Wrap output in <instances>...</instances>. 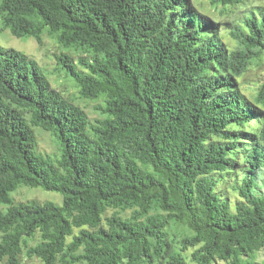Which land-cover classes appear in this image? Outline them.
<instances>
[{
  "label": "trees",
  "instance_id": "1",
  "mask_svg": "<svg viewBox=\"0 0 264 264\" xmlns=\"http://www.w3.org/2000/svg\"><path fill=\"white\" fill-rule=\"evenodd\" d=\"M254 2L210 0L217 19L195 0H0L4 29L52 37L75 82L0 44V264H264ZM20 185L64 201L16 202Z\"/></svg>",
  "mask_w": 264,
  "mask_h": 264
},
{
  "label": "rangeland",
  "instance_id": "2",
  "mask_svg": "<svg viewBox=\"0 0 264 264\" xmlns=\"http://www.w3.org/2000/svg\"><path fill=\"white\" fill-rule=\"evenodd\" d=\"M197 5L207 12L211 16L217 18L220 15L210 3V0H195ZM259 0H255L254 4H258ZM222 19V18H217ZM45 43L40 45L34 37H21L14 36L9 28L4 29L0 21V44L7 48H15L26 52L34 57L40 64L43 73L47 77L48 81L53 88L61 90L64 94H68L71 90L75 91L71 86L75 84L74 80L66 73L57 61V43L50 36L44 34ZM63 48V47H62ZM62 50L68 51L69 48H63ZM264 68V62L262 63ZM249 93L251 91H248ZM83 102V101H80ZM99 103L91 101L89 104L83 106L89 112L91 117H98L99 113L95 107ZM35 133L38 137V150L41 152L49 153L56 157V154H61V146L58 139L52 132L43 130L41 127H34ZM12 197L16 202H25L29 200H37L40 202H54L62 204L64 196L58 191L46 190L42 187H30L26 185H20L16 190L12 192ZM1 210L7 211L8 205L3 204ZM260 260L264 259V253L260 255ZM30 260V259H29ZM34 261V260H33ZM35 261H38L35 259ZM193 264V263H190Z\"/></svg>",
  "mask_w": 264,
  "mask_h": 264
}]
</instances>
